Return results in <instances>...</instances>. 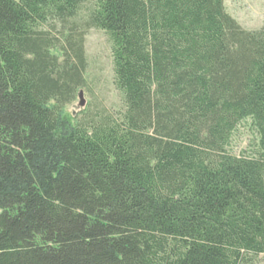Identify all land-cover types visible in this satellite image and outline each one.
<instances>
[{
	"label": "trees",
	"instance_id": "trees-1",
	"mask_svg": "<svg viewBox=\"0 0 264 264\" xmlns=\"http://www.w3.org/2000/svg\"><path fill=\"white\" fill-rule=\"evenodd\" d=\"M122 109L64 108L86 36ZM251 120L258 152L234 155ZM264 26L225 0H0V264H258Z\"/></svg>",
	"mask_w": 264,
	"mask_h": 264
},
{
	"label": "rangeland",
	"instance_id": "rangeland-1",
	"mask_svg": "<svg viewBox=\"0 0 264 264\" xmlns=\"http://www.w3.org/2000/svg\"><path fill=\"white\" fill-rule=\"evenodd\" d=\"M226 10L245 30H260L264 26V0H225ZM88 57L86 89L78 92L73 103L62 112L63 119L73 121L87 107L93 110L119 111L122 109L120 93L114 85L112 43L109 36L93 29L86 36ZM259 136L251 120L241 123L234 133L229 150L237 156L254 155L258 152ZM264 264V255L258 258Z\"/></svg>",
	"mask_w": 264,
	"mask_h": 264
}]
</instances>
